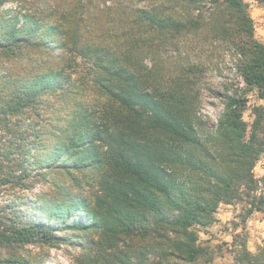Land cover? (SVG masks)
Returning <instances> with one entry per match:
<instances>
[{
	"label": "trees",
	"instance_id": "obj_1",
	"mask_svg": "<svg viewBox=\"0 0 264 264\" xmlns=\"http://www.w3.org/2000/svg\"><path fill=\"white\" fill-rule=\"evenodd\" d=\"M15 1L0 0V65H14L0 66V193L29 188L33 174L53 197L1 206L0 264H47L43 254L59 243L78 250L73 264H212L197 229L214 222L219 204L245 198L246 216L264 213V176L253 175L264 154V106L253 108L248 130L246 100L227 97L205 142L210 155L184 114L187 75L197 68L186 60L165 74L145 62L162 47L181 58V38L225 44L264 102V44L249 4L45 0L22 14L1 8ZM75 58L89 65L88 84L71 72ZM179 165L188 166L183 178ZM234 264H264V244L255 254L237 251Z\"/></svg>",
	"mask_w": 264,
	"mask_h": 264
},
{
	"label": "rangeland",
	"instance_id": "obj_2",
	"mask_svg": "<svg viewBox=\"0 0 264 264\" xmlns=\"http://www.w3.org/2000/svg\"><path fill=\"white\" fill-rule=\"evenodd\" d=\"M44 1L17 0L13 3H4L1 8L11 7L14 12L22 14L23 12L34 11ZM245 2L249 4L248 12L254 25V37L264 44V3H258L256 0H245ZM178 47V56L181 58H178L177 55L175 58L168 57L173 54V47L171 46L169 48L162 47L158 57L148 58L146 62L144 59V62L148 67L154 62V66H158L156 69L165 74L171 73L172 67L179 66L186 60L190 65L197 68V70H193L194 74L187 75L192 86H190L191 91L188 92V105L184 108V114L188 116V120L193 125L201 144L204 145L210 133L215 129L218 116L229 96L246 100L243 120L248 124L249 130L253 119V108L264 106V102L257 98V90L246 87L240 78L234 66V51L222 43L208 45L198 43L192 36L181 38ZM44 58L45 54H38L35 56L34 63L38 64ZM52 58L50 55L48 60ZM100 59L105 64L108 59L111 60L112 58ZM74 61L71 65V72L74 73V76L76 73H80V76L88 84V80L93 78L89 65L84 63L81 58H75ZM1 65L8 71L14 69L13 64L3 63ZM168 77H172V75H168ZM205 144L203 152L206 150L212 155L209 144ZM196 149L199 150V152L194 150L196 158L199 160L206 159L205 154L201 153L200 149ZM187 167V165H179V169L176 170L181 178L186 175L181 169ZM253 175L256 179L264 176V154L260 156L255 165ZM31 178L34 179L29 181L32 184L27 189H16L13 194L0 193V208L3 204L9 203L13 197L22 196L23 200L33 202L37 199L35 194H41L46 198L53 197L47 184L40 182L33 174H31ZM48 178L51 177L48 176ZM260 190L264 192L262 187ZM242 200L233 201L231 204H219L212 215L214 222L207 227L197 229V244L204 248L206 258L212 264H234L237 251L247 250L251 254H255L264 244V213L254 212L250 216H246L248 205L245 203V198ZM73 234L74 232L69 231L65 235L73 237ZM31 251L37 253L35 249H31ZM77 252L75 247L66 243H59L50 248L43 256L47 264H73L72 257Z\"/></svg>",
	"mask_w": 264,
	"mask_h": 264
}]
</instances>
